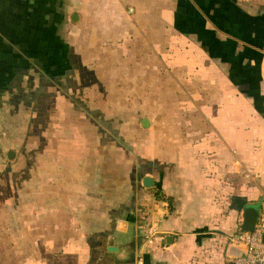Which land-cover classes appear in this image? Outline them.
Returning <instances> with one entry per match:
<instances>
[{
  "label": "crops",
  "instance_id": "obj_1",
  "mask_svg": "<svg viewBox=\"0 0 264 264\" xmlns=\"http://www.w3.org/2000/svg\"><path fill=\"white\" fill-rule=\"evenodd\" d=\"M89 1L109 0H0V99L33 91L27 79L35 70L66 79L63 55L71 57L72 45L63 42V50L52 35L73 30L68 16L79 22ZM112 7L138 22L139 37L121 58L158 80L152 48L159 44L160 96L181 98L176 108L151 109L158 119H141L140 141L118 133L122 146L85 122L82 101L74 111L54 90L45 142L30 136L31 150L43 142L42 151L23 160L9 148L22 138L0 149L1 183L9 185L0 189V264H136L139 257L234 264L245 210L257 208L264 224V0H113ZM0 126L7 128L1 117ZM129 127L141 133L136 121L120 126ZM146 177L152 188L143 186Z\"/></svg>",
  "mask_w": 264,
  "mask_h": 264
},
{
  "label": "rangeland",
  "instance_id": "obj_2",
  "mask_svg": "<svg viewBox=\"0 0 264 264\" xmlns=\"http://www.w3.org/2000/svg\"><path fill=\"white\" fill-rule=\"evenodd\" d=\"M112 2L113 0L86 2L85 8L82 9L80 6L78 9L79 22L73 23L69 16L67 18L73 30H67L65 33L57 32L52 35V37L56 35L59 41L58 45L62 46L63 50L65 46L63 42L67 41V46L72 45V48L69 46L68 50L69 55L70 52L72 53L71 57L68 54L67 56L63 55L65 61L68 60L71 64L66 79L65 75L58 73L59 80L55 81L50 79L47 73L39 74V71L35 70L32 77L27 79L29 88L33 91H28L29 93L24 95L25 90L19 88L16 96L7 94L8 97L0 99V117L7 125V128H0V149L7 141L14 142V138H22L24 143L10 145L9 148L14 147V151L23 160L42 151L44 146L42 143L45 142L44 129L49 126L55 102H57L55 101L56 95H53L54 90L63 98L67 95L68 102L73 106L71 109L74 111L76 108H80L78 105L82 101L89 108L88 110L85 107L86 112L81 113L87 119L85 122L95 128L96 126L101 127L100 131L104 132L106 139L113 137L118 142L120 140L122 146H125L123 143V138L126 137L123 135L124 133L127 138L131 133L132 140L140 141L144 137L141 119L147 114L154 115L155 119H158L160 115V112H151V109L158 108L160 110L161 104L166 106L169 104L176 108L178 99L181 97L160 96L161 89L165 87V84L163 85L164 82L159 80V72H161L159 44L157 45L158 50L152 48V54L158 64L157 69L153 66L152 73L154 78L158 76V80H151L149 75H145L142 67L133 66L130 61L126 60L128 58H121L123 56L120 55L126 49L127 42L134 41L135 36L139 37V34H135L132 29L138 22L134 17H129V13H126L125 18L118 17V13H115L114 16ZM78 3L80 4V2ZM102 5L105 9L104 12L101 10ZM119 19H125L126 22L119 23ZM146 35L147 33L142 34L143 41L146 39L144 38ZM154 36L160 40L162 35L157 33ZM43 37H47V34H44ZM124 40L126 42L124 49H118V43ZM145 51L148 50L141 49L140 52L143 55ZM45 67V65L42 66V68ZM57 72L60 71L57 70ZM169 87L172 86L169 85ZM134 108L139 109L140 112H133ZM71 109L68 112L69 116L78 119L80 115L72 112ZM188 117H190L189 114ZM132 120L137 122V126L140 127L137 131L141 133L135 135L131 132L133 130L131 127L128 130L120 128ZM142 127L144 126L142 125ZM120 132L123 133L120 136L123 140L118 138ZM30 136L38 141L40 139L43 141L36 147V150L30 148L32 141ZM28 137L29 139H27ZM126 143L129 144L130 141L128 140ZM1 159L0 156V165H5ZM7 169L9 175L18 174L15 172L16 164H9ZM1 179L0 173V189L2 190L9 185L1 183ZM16 189V186H13L14 192ZM1 199L0 197V202Z\"/></svg>",
  "mask_w": 264,
  "mask_h": 264
},
{
  "label": "built area",
  "instance_id": "obj_3",
  "mask_svg": "<svg viewBox=\"0 0 264 264\" xmlns=\"http://www.w3.org/2000/svg\"><path fill=\"white\" fill-rule=\"evenodd\" d=\"M238 240L247 247L246 253L234 260V264H264V224H258L254 232H241ZM136 264H144L139 257Z\"/></svg>",
  "mask_w": 264,
  "mask_h": 264
},
{
  "label": "water",
  "instance_id": "obj_4",
  "mask_svg": "<svg viewBox=\"0 0 264 264\" xmlns=\"http://www.w3.org/2000/svg\"><path fill=\"white\" fill-rule=\"evenodd\" d=\"M142 125L144 127H147L149 125V120L143 119ZM11 155L12 152H10V156ZM143 186H145L146 188H152L154 186V180L148 177L144 178ZM260 218H261V214L257 208L248 207L245 210L244 221L242 224V231L247 233L254 232L259 224ZM246 251H247V247L243 245L239 253L233 256L234 260L238 257L243 256L246 253Z\"/></svg>",
  "mask_w": 264,
  "mask_h": 264
}]
</instances>
